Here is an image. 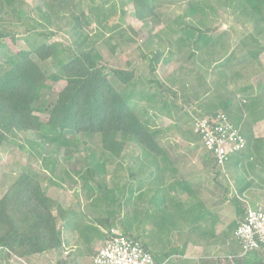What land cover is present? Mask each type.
<instances>
[{"label": "rangeland", "instance_id": "obj_1", "mask_svg": "<svg viewBox=\"0 0 264 264\" xmlns=\"http://www.w3.org/2000/svg\"><path fill=\"white\" fill-rule=\"evenodd\" d=\"M154 4L153 16L139 21L128 0H0V32L13 36L1 40L4 52L31 50L44 41L60 43L63 49L74 51V44L78 43L90 47L93 55L98 54L99 64L107 69L133 71L130 86L121 85L116 79L111 81L119 93L130 96V107L140 121L148 123L164 152V156L149 152L147 155L138 143L128 141L122 155L115 158L101 149L98 136L89 138L71 132L66 134L67 145L73 151L69 159L63 156L64 148L57 150L43 141L40 144L35 133L1 144L0 199L21 173H34L57 217L61 241L66 238L68 242L43 255H32L29 260H18L5 252L0 264H89L94 253L89 243H103L108 230L125 233L127 226L126 233L136 236L142 230L141 224L146 225V214H140L143 220L140 217L138 223L135 203L147 199L146 178L153 166L159 170L152 168L156 175L151 183L158 180L161 170L169 169L158 183H171L163 194L173 196L172 205L187 199L188 191L180 190V196H175L176 187H182V178L189 182L192 202L197 198L205 205L219 206L227 216L242 214L232 193L237 186L232 181L235 167L245 173L250 187L247 198L239 196L245 200H241L242 207L254 202L264 209V164L257 157L244 155L237 165L231 159L228 165L216 169L192 131L196 117L224 111L219 104L226 100V113L234 123L242 116L252 121L264 117V54H257L264 49V18L259 23L256 15L251 17L243 0H155ZM80 12L86 14L89 23H82L77 32L72 18ZM98 19L103 20L102 26L95 22ZM193 26L203 31V42H179L185 28ZM66 50H61V57ZM2 58L0 51V61ZM37 62L48 73L61 74L56 60ZM51 84V89L41 93L47 104L56 101L66 83L61 80ZM37 115L42 122L47 120V114ZM247 122L244 127L250 126ZM94 161L99 162L96 181L114 189V196L121 198L123 185H128L125 199H120V210L114 203L106 209L105 198L93 183L85 180L83 172ZM207 193L213 195L209 197ZM119 212L123 222H117ZM107 216L109 226L104 223ZM174 220L180 225L178 219ZM146 229L140 237L141 241L145 238L144 242ZM232 229V225L226 227L228 237ZM191 254L195 256V252ZM8 255L6 260L2 258ZM247 259L250 264H264V254L250 253ZM180 260L170 257L166 264L185 263ZM207 262L202 260L203 264ZM188 264H197V260Z\"/></svg>", "mask_w": 264, "mask_h": 264}, {"label": "trees", "instance_id": "obj_2", "mask_svg": "<svg viewBox=\"0 0 264 264\" xmlns=\"http://www.w3.org/2000/svg\"><path fill=\"white\" fill-rule=\"evenodd\" d=\"M128 1L133 5L134 17L137 20L145 21L153 16L156 9L155 0ZM243 2L248 7L250 16L256 15L257 22L261 23L264 18V0H243ZM232 3L229 2V7ZM72 20L77 32L81 30L82 23H89L84 12H80ZM95 22L102 26L103 20L98 19ZM203 34V31L194 26L186 27L179 42L187 41L197 45L203 42ZM7 37L13 38L10 34L0 32V51L3 54L0 61V146L4 142L14 143L21 136L25 138L29 133H35L40 138V144L43 141L47 146H55L57 150L64 148L63 156L69 159L73 151L67 145L66 134L71 132L89 138L98 136L101 149L115 158L122 155L128 141L138 143L147 155L148 152L160 156L164 154L154 140V133L148 128V123L140 121L130 107L128 103L130 96L119 93L111 81L116 79L121 85L130 86L133 71L107 69L106 66L99 64L98 54L93 55L90 47L85 48L78 43L74 44V51L63 49L60 43L44 41L31 50L4 52L1 40ZM61 50H66L63 57L60 56ZM262 52L264 49L259 50L257 54ZM251 55L257 57L255 54L251 53ZM33 58L41 63L56 60L61 74L48 73ZM154 63H158V56H155ZM61 80L66 84L58 92L56 101L47 104L41 96L42 91L51 89V83ZM219 106L224 110L220 111L226 113L229 102L226 100ZM39 113L47 114L45 122L41 121L37 115ZM233 124L238 127V123L233 122ZM18 146L22 147L20 144ZM246 149L247 143L244 150ZM239 154H236L235 158ZM253 155L264 164V147L260 142L253 147ZM98 166L99 162L94 161L92 166L86 167L83 172L85 180L93 183L99 194L105 198L106 209H110V203H114L120 210L122 207L120 199H125L124 190L128 185H123L121 198L114 196L116 193L114 189H107L96 181ZM33 174L21 173L0 199V256L8 252L13 258L22 260L62 246L57 217L51 211L40 181ZM235 202L237 203V200ZM108 217L104 218V223L109 226ZM123 218L120 217L119 212L117 222H123ZM128 228L124 226L123 234L132 236L126 233L129 231ZM109 231L105 233V239ZM235 241L240 248L239 242L236 239ZM139 242L147 249L146 244L141 240ZM248 254L250 253L242 255L240 249L241 256L238 255L243 264H250V260L247 259ZM8 256L2 258L6 260ZM204 264H218V261H208Z\"/></svg>", "mask_w": 264, "mask_h": 264}, {"label": "crops", "instance_id": "obj_3", "mask_svg": "<svg viewBox=\"0 0 264 264\" xmlns=\"http://www.w3.org/2000/svg\"><path fill=\"white\" fill-rule=\"evenodd\" d=\"M246 120L249 121L247 122L250 125L248 127H244ZM237 123L236 124L241 131L243 130L245 133L244 136L246 137L247 149L246 152L244 150L245 153L242 152L239 156L237 155L238 157L236 156V160H234L235 156L233 157L234 165H237L238 161L244 155L255 158L253 155V147L256 146L258 142L264 147V117L259 119L255 118L252 121L250 117L244 119L242 116ZM204 154L208 160H210L209 156L206 153ZM153 167H155L157 171L159 170L156 166ZM153 167H150L148 177L146 178V180L149 181V186L147 187V199L145 200L146 204L145 201H140V199L135 203V212L138 223L141 219L143 220V215L141 217L140 214H146V225L141 224L143 226L142 230H139L135 237L141 240L140 237H143L144 235L143 229L145 227L147 228L146 242L143 241L145 238H142L141 242L146 244L147 250L154 256L155 260L162 261L164 259H169L170 257H175L176 259H181L180 261H185L184 264H188L192 259H196L197 264H199L200 260L209 261V259L218 258V264H243L239 257L240 248L233 237V232L228 237L226 227H228V225H234V229V227L237 226V223L243 219L246 207L255 209L259 206L254 202L247 203V205L243 206L244 208L241 205L244 204L241 203V200H245L239 198V196L247 198L250 195V187L247 182L248 179L245 177V173H240L236 171L237 168L233 167L235 175L232 181L233 184L237 186L232 193L235 195L234 201L237 200V204L239 205L238 209H243V213L236 216L235 213L234 216H227L224 215L222 211L223 208L219 206L205 205L204 201L197 198L195 202H192V199L189 198L192 191L187 189L189 182L182 178L181 180H184L181 184L182 187H176V192L178 194L175 196H180L179 193H182L181 191H188L187 199L183 202L178 201L172 205L171 199L173 196H169L168 192L165 195L163 194L165 189H169L171 183L169 184V181L164 184L158 183V180L162 179L160 176L166 175L169 169L161 170L162 173H160L158 180L151 183L152 176L154 177L156 175V173H153L152 171ZM158 174L159 172L157 173V176ZM203 193L204 192H201V194L199 193L201 197H203ZM207 194L209 197L210 195H213L209 193ZM259 207L261 208V206ZM190 218H193L194 220L191 222L189 221ZM174 219H178L180 225H177ZM229 221H232V223L228 224ZM177 238H179V240ZM62 241V246L64 247L68 241L66 238H62ZM81 243L87 245L84 241ZM103 243L100 244V242L96 240L89 243V246L93 248V255ZM192 252H195V256H192ZM31 257L33 258L34 256ZM31 257L27 258V260L32 259ZM92 257L89 264H92ZM43 264H48V262H44Z\"/></svg>", "mask_w": 264, "mask_h": 264}, {"label": "built area", "instance_id": "obj_4", "mask_svg": "<svg viewBox=\"0 0 264 264\" xmlns=\"http://www.w3.org/2000/svg\"><path fill=\"white\" fill-rule=\"evenodd\" d=\"M192 131L216 169L223 168L246 148L241 129L222 111L196 117L192 121ZM233 236L240 244L242 255L264 253V209H247ZM167 261H156L138 238L116 230L109 231L92 257V264H166Z\"/></svg>", "mask_w": 264, "mask_h": 264}]
</instances>
